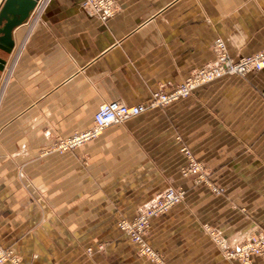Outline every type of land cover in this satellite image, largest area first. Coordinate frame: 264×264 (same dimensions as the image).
<instances>
[{
	"label": "crops",
	"instance_id": "0c3cea01",
	"mask_svg": "<svg viewBox=\"0 0 264 264\" xmlns=\"http://www.w3.org/2000/svg\"><path fill=\"white\" fill-rule=\"evenodd\" d=\"M81 2L40 0L14 30V48H0V246L13 255L6 264H151L117 223L170 187L187 198L149 234L166 264H239L205 226L228 248L264 231V71L218 80L76 150L52 146L92 127L104 103L144 104L183 83L214 62L219 39L235 58L262 52L264 0H117L106 23ZM182 144L222 194L182 176Z\"/></svg>",
	"mask_w": 264,
	"mask_h": 264
},
{
	"label": "built area",
	"instance_id": "2783aa9c",
	"mask_svg": "<svg viewBox=\"0 0 264 264\" xmlns=\"http://www.w3.org/2000/svg\"><path fill=\"white\" fill-rule=\"evenodd\" d=\"M80 8L89 18L102 23L111 20L117 12L116 0H82ZM215 50L218 54L216 66H208L196 70L184 84L172 90L156 91L147 103L136 106H128L119 101L102 104L94 115L92 127L78 132L69 138L57 141L53 144L52 150L65 153L81 148L101 137L112 126L138 117L151 109L166 107L187 98L197 88L220 79L226 73L244 76L250 72L264 71V50L237 61H233L227 56L225 53L226 46L222 40L217 41ZM183 153L188 161L186 167L182 170L183 176H196L199 183L208 182L204 166L194 158L189 150L183 148ZM216 191L220 192L221 190L216 189ZM185 196L186 192L181 188H168L134 221L123 220L120 223L121 231L138 245L141 257L150 260L153 264H166L163 257L145 239L146 230L152 218L158 214L168 212L180 204L185 199ZM223 251L227 259L237 260L243 264H250L253 256L264 258V233L254 234L244 243L234 248L225 246ZM12 260L13 255L11 251L0 246V264H6Z\"/></svg>",
	"mask_w": 264,
	"mask_h": 264
},
{
	"label": "rangeland",
	"instance_id": "374dc122",
	"mask_svg": "<svg viewBox=\"0 0 264 264\" xmlns=\"http://www.w3.org/2000/svg\"><path fill=\"white\" fill-rule=\"evenodd\" d=\"M116 4H117V11H118V2H117V0H116ZM82 10V9H81ZM116 14H117V12H116ZM219 40H222V39H219ZM218 41V40H217ZM217 41L214 43V45H213V50H214V53H215V56H216V58H215V60H214V62H212V63H210V64H207V65H205V66H202V67H200V68H203V67H208V66H211V67H214V66H216V62H217V60H218V54H217V52H216V50H215V45H216V43H217ZM223 41V40H222ZM224 43H225V41H223ZM225 46H226V51H225V53L227 54V56L229 57V58H231V60H233V61H237V60H240V59H242V58H246V57H248V56H244V57H240V58H235L234 56H232L230 53H229V51H228V48H227V45H226V43H225ZM250 56H252V55H250ZM200 68H198V69H200ZM197 69V70H198ZM196 71V70H195ZM194 71V72H195ZM194 72H192V74L194 73ZM251 73H255V72H250V73H247V74H245L244 76H241V75H234V74H232V73H226V74H224L220 79H217V80H215V81H213V82H210V83H208V84H206V85H204V86H201V87H199V88H197L196 90H194L193 92H192V94L190 95V96H188L187 98H190L192 95H194L198 90H200L201 88H203V87H205V86H207V85H209V84H212V83H214V82H216V81H218V80H221V79H224V78H226V77H241V78H243V77H246L247 75H249V74H251ZM258 73V72H257ZM191 74V75H192ZM190 75V76H191ZM189 76V77H190ZM188 77V78H189ZM187 78V79H188ZM186 79V80H187ZM185 80V81H186ZM184 81V82H185ZM184 82L183 83H181V84H179L178 86H180V85H182V84H184ZM178 86H175L174 88H176V87H178ZM173 89V88H172ZM171 89V90H172ZM163 91H165V90H163ZM187 98H184V99H187ZM181 100H183V99H181ZM180 101V100H179ZM178 102V101H177ZM175 103V102H174ZM173 104V103H172ZM170 106V105H169ZM166 107H168V106H166ZM160 108H165V107H160ZM64 139H66V138H64ZM59 140H61V139H58L57 141H59ZM56 141V142H57ZM55 142V143H56ZM183 148H185V149H187V150H189L191 153H192V155L194 156V154H193V152L190 150V148L188 147V146H186V145H184V144H182V146H181V148H180V153L182 154V156H183V158L185 159V165L181 168V174H182V170H183V168H185L186 167V165H187V163H188V161H187V158H186V156L184 155V153H183ZM76 150V149H75ZM70 152V151H69ZM65 153H67V152H65ZM194 158L197 160V161H199L203 166H204V168H205V174H206V176H207V181L208 182H202V183H199V182H197V178H196V176H189V178L190 177H192V178H194V182H195V184L196 185H204V186H206L213 194H222L223 192H224V189L223 188H221V187H219V186H217L211 179H210V176H209V174H207V172H206V167H205V165L203 164V162L202 161H200L199 159H197L195 156H194ZM182 176H183V174H182ZM183 177H185V176H183ZM186 178H188V177H186ZM170 188H178V189H180L181 187H170ZM181 189H183V190H185L184 188H181ZM216 189H219V190H221L220 192H217L216 191ZM185 192H186V190H185ZM186 198H187V192H186V196H185V199L180 203V204H182V203H184L185 202V200H186ZM157 199V198H156ZM155 199V200H156ZM155 200H153V202L155 201ZM152 202V203H153ZM151 203V204H152ZM180 204H178V205H180ZM178 205H176V206H178ZM175 206V207H176ZM147 207H145V208H143L142 210H140L139 212H138V214L135 216V217H133L132 219H128V218H122L118 223H117V232L122 236V237H125V238H127L132 244H134V245H136V247H137V250H138V255L140 256V251H139V247H138V245L137 244H135L134 242H133V240L128 236V235H126L124 232H122L121 231V229H120V223L123 221V220H127V221H134L137 217H139V215L146 209ZM174 208V207H173ZM172 208V209H173ZM172 209H170V210H172ZM170 210L168 211V212H170ZM168 212H166V213H163V214H158L157 216H155L154 218H152L151 220H150V222H149V226H148V228H147V230H146V235H145V239L147 240V242L151 245V243H150V240H149V234H150V231H151V228H152V224H153V222H154V220H156L157 218H160L161 216H163V215H165V214H167ZM205 229H206V231H207V233L210 235V237L215 241V243L221 248V249H223L224 250V247H225V243H224V239H223V237H222V235L220 234V232L219 231H217V230H215L213 227H211V226H209V225H206L205 226ZM259 233H264V231H262V232H259ZM257 234V233H256ZM254 235V234H253ZM253 235H251V236H253ZM250 236V237H251ZM250 237H248V238H246L245 240H243L240 244H242V243H244L246 240H248ZM221 241L220 243H219V241ZM152 246V245H151ZM152 248H153V246H152ZM104 249V247L103 246H99L98 247V250L99 251H102ZM154 249V248H153ZM155 250V249H154ZM93 251H94V249L93 248H89L88 249V253L89 254H92L93 253ZM156 251V250H155ZM159 253V252H158ZM160 254V253H159ZM223 254H224V251H223ZM161 255V254H160ZM162 256V255H161ZM141 257V256H140ZM163 257V256H162ZM141 258H143V259H145V260H147L148 262H150L151 264H153L150 260H148V259H146V258H144V257H141ZM253 258H258V259H260V260H262L263 262H264V258H262V257H260V256H253L252 258H251V263L250 264H252V262H253ZM163 259H164V257H163ZM227 259V258H226ZM229 260V259H228ZM165 261V260H164ZM231 261H236V262H238L239 264H243V263H241V262H239V261H237V260H231ZM166 263V262H165Z\"/></svg>",
	"mask_w": 264,
	"mask_h": 264
},
{
	"label": "water",
	"instance_id": "95a60500",
	"mask_svg": "<svg viewBox=\"0 0 264 264\" xmlns=\"http://www.w3.org/2000/svg\"><path fill=\"white\" fill-rule=\"evenodd\" d=\"M40 0H2L0 3V48L11 51L15 42L14 30L23 25L37 7ZM5 62L0 59V70Z\"/></svg>",
	"mask_w": 264,
	"mask_h": 264
}]
</instances>
